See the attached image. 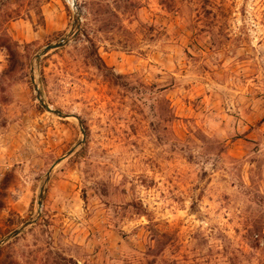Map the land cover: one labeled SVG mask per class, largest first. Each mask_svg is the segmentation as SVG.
<instances>
[{
    "label": "rangeland",
    "instance_id": "374dc122",
    "mask_svg": "<svg viewBox=\"0 0 264 264\" xmlns=\"http://www.w3.org/2000/svg\"><path fill=\"white\" fill-rule=\"evenodd\" d=\"M18 230L0 264H264V0H0Z\"/></svg>",
    "mask_w": 264,
    "mask_h": 264
},
{
    "label": "water",
    "instance_id": "95a60500",
    "mask_svg": "<svg viewBox=\"0 0 264 264\" xmlns=\"http://www.w3.org/2000/svg\"><path fill=\"white\" fill-rule=\"evenodd\" d=\"M63 44H64V42L50 45V46H48V47L46 48V52H47V51H50V50H52V49H58V48L62 47ZM41 101H42V104L47 108L48 111L53 112V113L57 114V115L60 116V117H63V118H67V117H77L76 115L66 114V113H64V112L61 111V110H55V109L52 108V106H50L49 104H47V103L44 102L43 100H41ZM77 118H78V117H77ZM80 123H81V125H82V121H81V120H80ZM82 127H83V126H82ZM82 131H83L84 135H86V132H85V130H84L83 128H82ZM73 152H74V150H71L68 154L71 155ZM65 158H66V157H63V158L59 159V160L55 163L54 167H55L56 165H58L61 161H63ZM54 167L52 168V170L54 169ZM50 173H51V171L49 172V174H50ZM43 198H44V193H41V195H40V200H39V202H38V203H39V207H40V209H41L42 206H43ZM30 224H31V223H27V224L23 227V229L26 228L27 226H29ZM20 233H21V230H18V231H15L13 234L9 235L8 237L2 239V240L0 241V247L3 246L4 244L8 243L13 237L18 236Z\"/></svg>",
    "mask_w": 264,
    "mask_h": 264
},
{
    "label": "built area",
    "instance_id": "2783aa9c",
    "mask_svg": "<svg viewBox=\"0 0 264 264\" xmlns=\"http://www.w3.org/2000/svg\"><path fill=\"white\" fill-rule=\"evenodd\" d=\"M69 1H72V3H74V0H69Z\"/></svg>",
    "mask_w": 264,
    "mask_h": 264
},
{
    "label": "trees",
    "instance_id": "16d2710c",
    "mask_svg": "<svg viewBox=\"0 0 264 264\" xmlns=\"http://www.w3.org/2000/svg\"><path fill=\"white\" fill-rule=\"evenodd\" d=\"M10 264H18V263H10Z\"/></svg>",
    "mask_w": 264,
    "mask_h": 264
}]
</instances>
